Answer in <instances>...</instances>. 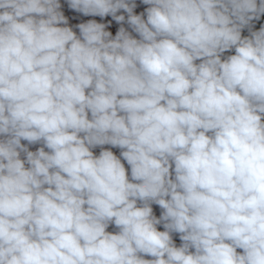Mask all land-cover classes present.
<instances>
[{
    "label": "clouds",
    "instance_id": "clouds-1",
    "mask_svg": "<svg viewBox=\"0 0 264 264\" xmlns=\"http://www.w3.org/2000/svg\"><path fill=\"white\" fill-rule=\"evenodd\" d=\"M66 3L0 0V264H264V0Z\"/></svg>",
    "mask_w": 264,
    "mask_h": 264
},
{
    "label": "crops",
    "instance_id": "crops-1",
    "mask_svg": "<svg viewBox=\"0 0 264 264\" xmlns=\"http://www.w3.org/2000/svg\"><path fill=\"white\" fill-rule=\"evenodd\" d=\"M137 2V9L135 10L137 14H139L140 12H143L144 9L146 7H148L147 5H143L140 3V0H136ZM61 5H62V10L65 12V15L69 17L70 19V26H73V30L77 32V34H79V30L77 28H75V24L81 23V22H87L89 19H95L97 20V22H102V23H107L108 21L111 20V17H105V18H100V17H85L80 13H76L74 10H70L67 6L66 0H61ZM119 14V13H118ZM253 27L254 30H259V27L261 25H264V16L261 17V19L259 21H253ZM124 27H126L130 32L131 29L128 27V25L125 23L123 25ZM120 27L119 24H117L115 21H112L111 25L109 26V28L107 30L111 31L113 35H115L116 31L118 30V28ZM134 36L136 35L135 33H132ZM242 35H248V29L245 28L242 32ZM229 54H234V50L231 53H225V55H229ZM22 143H27L26 141H22ZM30 150L35 151L37 147H39V145H30ZM105 147H110V146H105ZM100 149H94L95 154H99ZM112 151L116 154L119 155L120 150L118 148H114L112 149ZM125 163V167L129 169V174H130V168L129 166ZM154 207V211L159 212L158 210V206H153ZM109 231H115L116 229L114 227H111L108 229ZM174 240L177 242V244L180 243L178 235H174ZM241 251V250H238Z\"/></svg>",
    "mask_w": 264,
    "mask_h": 264
}]
</instances>
